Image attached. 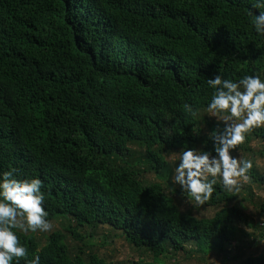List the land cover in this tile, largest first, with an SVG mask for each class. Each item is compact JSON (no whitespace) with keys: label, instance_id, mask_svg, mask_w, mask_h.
<instances>
[{"label":"trees","instance_id":"trees-1","mask_svg":"<svg viewBox=\"0 0 264 264\" xmlns=\"http://www.w3.org/2000/svg\"><path fill=\"white\" fill-rule=\"evenodd\" d=\"M253 2L0 0V171L41 179L54 228L14 230L29 259L116 264L97 251L101 230L103 244L122 238L137 255L125 264H264V250L243 258L264 239V173L253 163L246 187L227 192L218 180L197 204L171 182L170 159L210 150L208 133L223 127L206 111L207 78L264 79ZM238 153L264 158V126ZM174 195L213 216L182 210Z\"/></svg>","mask_w":264,"mask_h":264},{"label":"clouds","instance_id":"clouds-1","mask_svg":"<svg viewBox=\"0 0 264 264\" xmlns=\"http://www.w3.org/2000/svg\"><path fill=\"white\" fill-rule=\"evenodd\" d=\"M252 9L258 14H253ZM248 14L256 34L264 37V0H254ZM206 83L213 90L206 111L218 117L223 127L218 125L208 133L210 150L192 146L176 151L179 162L171 177L182 196L187 194L197 204L212 197L218 180L225 191H240L242 182L250 178L253 162L234 155L233 149L244 143L252 129L264 126V79L260 75L230 79L216 73ZM184 108L191 111L187 104ZM41 189L39 178H18L15 168L0 171V264H40L39 255L29 259L28 249L14 230H52Z\"/></svg>","mask_w":264,"mask_h":264},{"label":"rangeland","instance_id":"rangeland-1","mask_svg":"<svg viewBox=\"0 0 264 264\" xmlns=\"http://www.w3.org/2000/svg\"><path fill=\"white\" fill-rule=\"evenodd\" d=\"M210 117H212V121L217 122L220 121L218 119V117L212 116L211 114H209ZM258 147L259 143L258 142H254L252 147L254 149V147ZM238 156H242L244 159H248L251 160L253 163H255L257 169L259 172L264 173V158L260 157L259 155H251V156H247L244 155L243 153H238ZM254 157V158H253ZM171 162L176 164L179 162L178 160V155H171ZM249 183L247 182H242L241 187H246V185H248ZM178 188V186L176 187ZM254 192L256 193V188H254ZM175 194H178L175 193ZM175 196V195H174ZM261 198H264V193L260 194ZM184 198V197H183ZM256 198H259V195H256ZM181 195H177L175 196V200L176 202L181 201ZM181 208L182 210H191V213L197 217H211L214 214V210L209 208V207H202L200 206H195V204L193 202H191L190 200L186 199V203H184L183 201H181ZM54 228L52 227V230ZM247 232H251L252 228H246ZM37 233L41 234L43 232H39L37 231ZM49 233V232H47ZM45 233V234H47ZM103 231L99 230L97 232V234H95V242L97 245V251L99 253L100 256L107 258L109 260H112L113 262H115L116 264H125V261L130 260L134 257L137 258V255L135 253H133L130 249V247L128 245H126L125 241L122 238H109L106 240V243L103 244L102 240H101V236H102ZM110 236V235H109ZM254 241V245L250 246L249 248L246 247L245 249V253L243 255V258H246L248 256L251 255H257L259 253H261L264 250V239H252ZM251 241V238H250ZM247 240H245V244H247ZM233 247V246H232ZM232 247H230L229 249H231ZM233 249V248H232ZM192 264H198L197 261H193L191 262ZM240 261H227L225 262L221 257H218L217 255H212L211 258L209 259V261L207 262V264H239Z\"/></svg>","mask_w":264,"mask_h":264}]
</instances>
